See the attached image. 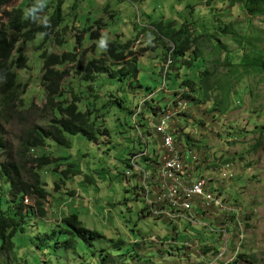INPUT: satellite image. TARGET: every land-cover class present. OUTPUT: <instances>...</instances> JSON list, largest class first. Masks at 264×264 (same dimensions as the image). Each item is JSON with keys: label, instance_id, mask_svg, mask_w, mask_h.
I'll return each instance as SVG.
<instances>
[{"label": "rangeland", "instance_id": "rangeland-1", "mask_svg": "<svg viewBox=\"0 0 264 264\" xmlns=\"http://www.w3.org/2000/svg\"><path fill=\"white\" fill-rule=\"evenodd\" d=\"M23 1L13 0L11 5L19 6ZM40 1L50 4L55 0H33V3ZM136 1L130 6V0H67L62 10L66 15L70 4L78 3L72 13V23L80 30L95 28L94 22L104 15V9L108 10L110 16L113 12L116 16L113 18L115 24L111 28L102 29L101 36L107 41L121 40L125 43L138 35L134 24L148 33L152 30V22L190 18L186 6L191 4L195 6L191 17L203 19L202 25L212 37L217 32L222 44L227 45L228 56L235 64L240 62L242 53L231 37L222 34L221 28L230 27L240 34L257 33L264 38V18L250 20L240 5L232 7L220 0ZM110 16L103 18L104 21L109 23ZM214 26H217L215 30ZM147 33L140 38L142 45L133 49L136 53L133 59L141 63V83L152 91L129 88L122 102L123 110L117 105L108 108L105 107L108 102H117V94L113 98L110 96L121 86L117 87L107 77L102 78L98 90L100 103L97 107L105 114L111 139L99 137L98 141L92 142L79 136L72 149L49 143V155L61 163L55 161L54 165L42 172L49 193L45 206L46 216L43 220H34L28 224L26 234L19 237V251L30 253L32 248L43 251L47 246L48 264H231L240 254L255 256L257 264H264V136L262 147L253 150L259 131L264 130V77L254 74L241 81L234 79L233 105L227 113L221 112L225 104L222 109L214 104L217 95H213V103L198 107L190 99L192 102L188 103V110L177 119L180 125L174 129L176 142L184 150L181 139H186V135L193 140L194 148H187L186 154L196 158L194 171L206 166L204 174L199 176L204 177L206 184H210L211 190L220 200L231 205L232 215H228L226 220L229 224L227 235L215 234L214 229L210 232L204 227L191 226L183 221L178 226L164 223L149 213L147 202L141 195L144 170L141 174L133 170L134 167H127L146 150L138 131L134 129L135 122L131 114L143 107V101L151 102L153 98L150 95L153 93L156 115H162L161 109L170 111L168 107L174 101V90L179 87L177 73L182 80L190 79L192 73L178 66L168 76L167 89L162 88L166 74L165 48L158 42L156 45L154 38ZM74 34L78 36L80 33L74 31L66 37L69 42L66 49L74 48ZM83 41L80 46L75 45L78 55H81V63L86 65L94 56L91 52L83 54L84 50L91 47L86 37ZM166 42L169 48H174L169 41ZM35 47V44H30L26 52L32 61L28 64L30 74H22L26 75L25 78L38 95L41 93V66L38 65L37 55L33 53ZM151 47H155V51L150 50L142 56L137 54L141 49ZM62 52L64 49L58 50V53ZM179 68H183V71L180 72ZM220 72L225 73V70L221 68ZM80 89L85 90L81 87L78 91ZM238 94L244 99L241 105H238ZM91 101L94 105V99L91 98ZM36 103L42 107L39 102ZM145 107L146 104L142 108V124L147 114H154L149 107ZM150 125H146V131ZM22 126L14 122L4 132L5 140L12 144L15 152L19 149ZM146 142L150 145L147 138ZM150 151L153 153L152 149ZM147 160L150 159L141 158L139 161L142 162L136 166L139 169L146 168L144 162ZM59 165H62L60 172H56L54 168ZM70 165L73 167L70 168ZM55 183L60 184L57 191L54 189ZM71 193L74 194L71 196ZM70 216H78L88 232L84 239L73 235L76 242L73 249L66 244L72 234L65 233L68 228L64 221ZM237 218L240 223L234 228L232 222ZM203 222L216 227L219 225L215 219H204ZM174 229L179 240L175 234L171 235ZM71 232L74 234L73 230ZM92 233L98 237H92ZM46 237L50 239L42 242L41 239ZM174 238L176 241L172 240ZM193 239L196 243L185 246V240ZM118 243L122 244L121 249L116 246ZM120 256L126 259L121 262ZM237 264L252 263L240 260Z\"/></svg>", "mask_w": 264, "mask_h": 264}, {"label": "trees", "instance_id": "trees-1", "mask_svg": "<svg viewBox=\"0 0 264 264\" xmlns=\"http://www.w3.org/2000/svg\"><path fill=\"white\" fill-rule=\"evenodd\" d=\"M12 1L0 0V264H48L47 246L43 251L32 248L30 253H22L19 251V237L26 234L31 221H40L46 216L45 206L49 193L48 183L43 181L42 172L54 165L55 161L61 163L59 159L49 155V143L72 149L75 139L79 136L92 142L98 141L99 137L111 139L105 114L97 107L100 103L98 90L103 77H107L117 87L121 86L110 96L113 98L117 94L119 101L105 105L108 108L117 105L121 110L124 109L122 102L129 88L152 91L141 83V63L133 59L136 54L133 49L142 45L140 38L147 30L134 24L138 33L134 40L125 43L121 40L107 41L101 36L102 29L113 27V18L116 17L113 12L110 16L107 9H104V15L94 22L95 28L80 30L72 23V13L78 4L76 2L70 4L69 12L64 15L62 8L67 0H55L50 4H43L41 1L34 4L33 0H24L19 6H12ZM130 1V6L137 3L136 0ZM220 1L229 3L232 7L240 5L250 20L264 18V0ZM194 11L195 6L188 4L186 12L190 18L159 20L152 22L151 26L148 25L152 30L147 34L154 38L156 45L158 42L165 48V69L168 61L173 63L172 68L168 70V76L171 70H177L178 66L192 73L188 80H182L177 73L179 87L174 92V101L168 109L192 101L197 107L201 104L207 105L213 103V95H217L214 104L220 109L225 104L221 112L227 113L233 105L234 79L241 81L254 74L264 77V38L257 33L240 34L232 31L230 27L221 28L222 34L231 37L242 53L240 62L235 64L228 56L227 45L222 44L217 32H214L216 36L212 37L209 30L202 25L203 19L191 17ZM107 16H110L109 23L103 19ZM216 28L217 26H214L213 30ZM74 31L80 33L78 36L74 34V48L72 46V50L66 49L69 44L66 37ZM84 37L91 47L84 50L83 54L91 52L94 56L86 65L81 63V55H78L75 45L76 43L80 46ZM102 39L103 42H100ZM166 41L174 48H169ZM30 44L36 45L33 53L37 55L38 65L41 66V93L38 95L25 78L31 71L28 64L32 61L26 53ZM60 49H64V52L58 53ZM155 49H141L137 54L142 56ZM183 68H179L180 72ZM221 68L226 74H221ZM81 87L85 90L78 91ZM153 94L150 95L152 98ZM91 98L95 101L94 105ZM154 99L155 97L147 103L146 108L154 111L152 116H157ZM237 101L238 105L244 101L240 94L237 95ZM161 112L163 114L166 110L161 109ZM134 115L131 114L132 117ZM14 122L23 125L17 152L12 144L5 140L4 133ZM190 124L192 126L193 122ZM263 136L264 130H260L254 151L262 147ZM184 137L186 139L181 141L185 149L194 148L193 140L189 136ZM130 166L128 164L127 167ZM61 167L62 165H59L54 169L60 172ZM69 167L72 168L73 165ZM59 185L55 183L56 191L60 188ZM73 194L71 193V196ZM64 222L68 228L65 233L72 234L66 244L68 248L73 249L76 243L73 235L84 239L88 232L78 216H70ZM172 233L171 235L175 234L177 237L175 229ZM91 236L98 237L96 233ZM49 239L46 237L41 240L45 242ZM175 239L172 240L176 241ZM185 242L186 246L196 243V240ZM116 246L121 249L122 244L118 243ZM119 259L122 262L126 258L120 256ZM240 260L257 264L255 256L245 254L238 255L237 260L231 264H237Z\"/></svg>", "mask_w": 264, "mask_h": 264}, {"label": "built area", "instance_id": "built-area-1", "mask_svg": "<svg viewBox=\"0 0 264 264\" xmlns=\"http://www.w3.org/2000/svg\"><path fill=\"white\" fill-rule=\"evenodd\" d=\"M172 63L169 62V65ZM148 100L143 101L142 105L145 106ZM183 104L180 105L178 110L165 112L161 115L160 121L155 123L154 130L150 135H147L146 128L138 126L139 139L142 145L146 148L139 156H136L131 163L135 170H140L136 164L141 158L150 159L148 167L151 169L157 168L160 177L164 183L162 186L157 187L153 174L147 171L142 175L143 190L142 196L147 202L149 213L157 220L168 222L170 225L178 226L180 222H187L191 226H201L208 229L210 232L215 230V234L227 235V226L229 225L226 220L228 215H232L231 205L227 202L220 200L211 190L210 184H206L204 178L196 181H185L183 174L185 172V164L181 157V150L177 146L174 129L172 126H179L180 122L177 120L180 115L186 110ZM172 110V111H171ZM142 111V109L140 110ZM154 135L159 138L157 149H152L150 138ZM146 138L149 140L145 143ZM150 149L153 150L150 151ZM191 154V152L189 153ZM192 154L196 155L194 152ZM196 159L194 156H191ZM156 171V169H154ZM157 172V171H156ZM157 189H160L157 191ZM234 205V204H233ZM237 209V206H236ZM238 210V209H237ZM197 212L206 214L213 213L218 219H215L216 227L206 224L204 218L201 220ZM232 218V217H231ZM220 220V221H219ZM240 221L237 218L232 222L234 228ZM189 246V244H186Z\"/></svg>", "mask_w": 264, "mask_h": 264}, {"label": "crops", "instance_id": "crops-1", "mask_svg": "<svg viewBox=\"0 0 264 264\" xmlns=\"http://www.w3.org/2000/svg\"><path fill=\"white\" fill-rule=\"evenodd\" d=\"M174 92H176V90H174ZM173 102V101H172ZM172 102H171V104H172ZM170 104V105H171ZM170 109H172V110H177V109H175L174 107H171ZM190 109V108H189ZM171 110V111H172ZM188 110V109H187ZM186 110V111H187ZM153 114H147L146 116H145V123H143L142 125H143V127H146V125L147 124H151L149 127H148V129H147V135H150L151 134V132H152V129L154 130V127H153V125L155 126V123H157V122H159L160 121V118H161V115H158L157 117H154V116H152ZM144 116V115H143ZM141 117H142V115H141ZM143 118V117H142ZM142 118H141V120H142ZM185 120V119H184ZM153 127V128H152ZM151 128V129H150ZM173 129H176V127L175 126H172V130ZM176 131H179V130H175V132ZM150 142H151V144H152V149H154V150H156L157 149V146H158V142H159V138L158 137H156V135H154L153 134V136L150 138ZM178 145V144H177ZM178 147H179V149L181 150V157H182V160H183V162H184V164H185V172H184V174H183V178H184V180L185 181H187V182H189V181H196V180H198L199 178H202V176H199V175H203L204 173V171H205V169H206V166L203 168V169H198L196 172L194 171L195 170V168H194V165H195V161H196V159H193L191 156L190 157H188V155L186 154V150L187 149H183L181 146H179L178 145ZM190 155V154H189ZM146 159V158H145ZM151 161L149 160V162H144V166L146 167V168H143V169H145V170H148L149 171V173L151 174V172L153 173V174H151L152 176H153V179L155 180V183H156V185H157V187H160V186H162L160 189H162V188H164L165 186H164V183H163V181H162V179H161V177H160V174L158 173L159 172V170L157 169V168H154V169H156V171L154 170V169H151V168H149L148 167V164L150 163ZM204 178V177H203ZM160 189H157V191H159ZM198 213V216H199V218L201 217V216H203V213H201V212H197ZM212 216V217H211ZM204 218H210V219H217L214 215H213V213H210V214H208V215H206V217H201L200 219L201 220H203ZM218 220V219H217ZM176 225V224H175ZM175 225H173V226H175ZM218 225V224H217ZM171 234H173L172 232H171Z\"/></svg>", "mask_w": 264, "mask_h": 264}, {"label": "clouds", "instance_id": "clouds-1", "mask_svg": "<svg viewBox=\"0 0 264 264\" xmlns=\"http://www.w3.org/2000/svg\"><path fill=\"white\" fill-rule=\"evenodd\" d=\"M169 62H171V61H168V64H167V67H166V69H165V71H166V74H165V76H164V78H165V83H164V85H163V87L162 88H165V89H167V86H168V84H167V79H168V70L170 69V68H172V66H173V63L171 64V65H169ZM152 97V96H151ZM150 97V98H151ZM153 98H154V94H153ZM149 99V98H148ZM147 103H148V101L146 102V105H147ZM181 104H183L182 106H184V104L185 103H180L178 106H175L174 108L175 109H179L180 108V105ZM142 108H144V107H142ZM142 108H140V109H138V112L137 113H135V115H134V117H132L133 118V121L135 122V127H134V129L135 130H137V127L138 126H143L142 125V122H141V115L140 114H142V111H144ZM146 108V107H145ZM142 109V111H140ZM187 110V109H186ZM186 110L183 112V113H186ZM145 128V127H144ZM146 133H147V131H146ZM142 161H138V164H140ZM130 165H132V164H130ZM130 169H133V167L132 166H130ZM133 170H135V169H133Z\"/></svg>", "mask_w": 264, "mask_h": 264}, {"label": "bare ground", "instance_id": "bare-ground-1", "mask_svg": "<svg viewBox=\"0 0 264 264\" xmlns=\"http://www.w3.org/2000/svg\"><path fill=\"white\" fill-rule=\"evenodd\" d=\"M188 107H189V104L188 103H186V104H184V109H188ZM178 146V145H177ZM142 170H144V171H148V170H145V169H143V168H141L140 170H138V172H140L141 173V171ZM149 172V171H148Z\"/></svg>", "mask_w": 264, "mask_h": 264}, {"label": "water", "instance_id": "water-1", "mask_svg": "<svg viewBox=\"0 0 264 264\" xmlns=\"http://www.w3.org/2000/svg\"><path fill=\"white\" fill-rule=\"evenodd\" d=\"M262 69H263V71H264V64H263V66H262Z\"/></svg>", "mask_w": 264, "mask_h": 264}]
</instances>
